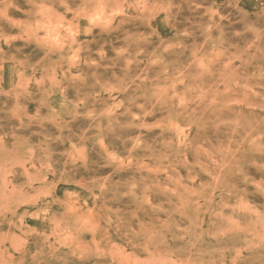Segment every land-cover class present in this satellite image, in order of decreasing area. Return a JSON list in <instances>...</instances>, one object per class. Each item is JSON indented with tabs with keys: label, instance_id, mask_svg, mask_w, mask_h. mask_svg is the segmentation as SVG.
Listing matches in <instances>:
<instances>
[{
	"label": "rangeland",
	"instance_id": "1",
	"mask_svg": "<svg viewBox=\"0 0 264 264\" xmlns=\"http://www.w3.org/2000/svg\"><path fill=\"white\" fill-rule=\"evenodd\" d=\"M0 264H264V0H0Z\"/></svg>",
	"mask_w": 264,
	"mask_h": 264
}]
</instances>
